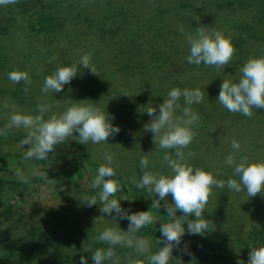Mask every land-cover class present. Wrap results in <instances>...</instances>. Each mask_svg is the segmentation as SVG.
I'll list each match as a JSON object with an SVG mask.
<instances>
[{
	"label": "rangeland",
	"instance_id": "obj_1",
	"mask_svg": "<svg viewBox=\"0 0 264 264\" xmlns=\"http://www.w3.org/2000/svg\"><path fill=\"white\" fill-rule=\"evenodd\" d=\"M262 9L264 0H15L0 6V128L7 123L12 105L30 111L47 101L51 105L47 119L81 100L108 112L121 128L101 144L69 139L43 161L24 159L29 145H20L27 135L23 128L0 135V264H79L82 255L91 264V251L104 247L93 242L100 231L127 230V220L101 216L99 204L89 207L82 201L99 191L90 184L104 163L105 151L119 165L120 194L131 200L121 201L122 207L132 211L151 207L153 195L136 190L133 180L138 181L143 171L169 173L163 157L167 152L175 159V150L158 149L153 134L143 131L150 120L144 111L161 104L173 87L199 88L204 97L190 106L200 118L193 126L192 143L182 150L194 153L189 163L218 167L217 178L226 181L231 169L222 161L232 151L233 138L241 143L237 158H264V109H254L253 116L246 117L216 101L222 79L237 81L243 63L264 54L261 41L251 36L234 45L229 64L216 68L188 64L185 39L202 25L237 38ZM84 54H90L97 74L81 69L62 92H41L46 76ZM13 70L28 71L31 82L9 81L7 74ZM179 103L178 114L185 106L183 97ZM143 155L148 156L149 167L141 170ZM17 169L32 177L29 184L21 182ZM34 170L44 175L33 177ZM42 188L47 189L44 199ZM166 199L170 204L171 196ZM151 213L163 222L169 220L163 201ZM204 215L214 230L203 236L185 234L173 249L170 264H236L238 259L246 264L251 248L264 246V195L250 198L246 192L214 188ZM159 226L154 220L137 233L151 241L153 252L160 247L157 239L161 246L164 243ZM254 226L256 233L250 237ZM11 238L27 246L13 252ZM115 251L120 264L133 259L147 264L133 249L117 246Z\"/></svg>",
	"mask_w": 264,
	"mask_h": 264
},
{
	"label": "clouds",
	"instance_id": "obj_2",
	"mask_svg": "<svg viewBox=\"0 0 264 264\" xmlns=\"http://www.w3.org/2000/svg\"><path fill=\"white\" fill-rule=\"evenodd\" d=\"M13 3L15 0H0V6ZM195 29L194 33H188L185 37L188 45L187 63L216 68L228 65L235 53L233 37L203 25ZM81 69H88L97 74L91 65L90 54H84L78 61H71L56 68L44 78L41 92H62L64 86L70 84ZM240 73L237 81L222 79L216 101L229 112L251 117L254 109H264V54L249 57L240 68ZM7 78L14 84L21 81L31 82L26 70H13L7 74ZM181 97L185 106L178 114L177 110L181 109ZM203 98L199 88L173 87L161 104L157 107H147L144 111L150 120L143 125V131L153 134L154 144L158 149L175 150V159L170 158L167 152L163 157L170 169L169 173L143 171L138 181L133 180L136 190L146 189L153 195L154 199L148 210L132 211L122 207L121 201L131 200L120 194L123 185L117 177L116 169L119 165L112 153L105 151L102 154L104 163L98 166L90 184L92 189L99 191L97 195L85 197L82 201L89 207L99 204L101 216H112L111 219L116 221L117 218L127 220L128 228L122 231L120 228L105 227L100 231L94 242L99 241L108 247H98L91 251V264H120V257L115 251L117 246L133 249L147 264H170L173 249L181 245L185 234L203 236L214 230L213 222L204 215L214 188H227L236 193L246 192L250 198L257 194L264 195V158H237L236 153L241 151V143L235 138L231 140L232 151L226 154L222 161L223 167L231 169L226 181L217 178L221 174L218 167L204 168L189 163V158L194 153H185L182 150L192 143L196 135L193 126L200 118L190 106L201 103ZM82 101L84 100L71 104L59 114L49 115L47 119L45 114L51 111V105L47 101L37 104L36 108L30 111L16 110V106L12 105L7 123L0 128V135L12 129L23 128L27 135L20 141V145H29L24 152V159L43 161L50 159L49 154L53 153L57 145L69 139L85 145L89 142L101 144L108 142L110 136H115L121 131L119 125H114L108 112L105 113L100 107ZM5 107L8 105L5 104ZM139 166L141 170L149 167L147 155L140 157ZM16 175L25 185L29 184L32 178L25 175L21 169H17ZM43 175L39 170L32 173L33 177ZM117 193L120 194L119 199L116 198ZM169 195L172 198L170 204L166 199ZM46 196L47 189L42 188L41 199ZM162 201L169 217L168 222L156 219L151 213V209L161 208ZM178 211L182 213L180 216L176 215ZM154 220L156 223L160 222L159 232L164 241L161 246L160 240L157 239L160 247L155 252L152 251V243L148 238L137 235ZM96 221L97 218L94 223ZM79 264H89L88 258L82 255ZM130 264H140V260L133 259ZM236 264H245V261L238 259ZM246 264H264V246L251 248Z\"/></svg>",
	"mask_w": 264,
	"mask_h": 264
},
{
	"label": "trees",
	"instance_id": "obj_3",
	"mask_svg": "<svg viewBox=\"0 0 264 264\" xmlns=\"http://www.w3.org/2000/svg\"><path fill=\"white\" fill-rule=\"evenodd\" d=\"M258 14V16L253 17L251 22L249 24H245L243 26V30L245 31L244 33H241L240 36H237V38L233 39L234 45H242L244 44V41L247 40L249 37L254 36L255 40H260L262 46H264V9L261 10ZM264 50V49H263ZM118 178L121 180V177L118 176ZM182 214V213H181ZM256 228L255 226L253 227V230L250 233V237L253 236L256 233ZM256 237V235H255ZM256 239V238H254ZM11 242H8L10 244H13V247H10V250H22L27 246L26 242L20 241L19 239L11 238L9 239ZM94 242V241H93ZM256 243V241H253ZM37 246L39 242H34ZM94 243H97L96 241ZM99 246H104L107 247V244L103 243H97ZM11 246V245H10ZM34 246V245H33ZM117 248V247H116Z\"/></svg>",
	"mask_w": 264,
	"mask_h": 264
}]
</instances>
